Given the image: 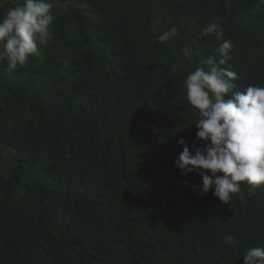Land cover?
<instances>
[{
    "label": "trees",
    "instance_id": "1",
    "mask_svg": "<svg viewBox=\"0 0 264 264\" xmlns=\"http://www.w3.org/2000/svg\"><path fill=\"white\" fill-rule=\"evenodd\" d=\"M261 3L53 0L41 56L0 61V264H244L264 247V185L225 204L176 166L179 139L204 144L185 78L224 40L234 91L264 87Z\"/></svg>",
    "mask_w": 264,
    "mask_h": 264
},
{
    "label": "clouds",
    "instance_id": "2",
    "mask_svg": "<svg viewBox=\"0 0 264 264\" xmlns=\"http://www.w3.org/2000/svg\"><path fill=\"white\" fill-rule=\"evenodd\" d=\"M53 7V0H23L0 17V61H7L9 72L25 66L29 57L41 56L55 20ZM214 32L220 39L217 24L201 29L202 36ZM233 46L224 40L215 55L203 59L185 78L186 100L199 115L194 123L196 136L204 144L190 146L179 139L183 151L176 162L184 175L198 172L202 192L214 188L213 195L225 204L237 194L240 200L246 199L242 184L249 196L264 185V87L249 84L243 91H234L238 74L223 67L231 59ZM224 240L236 243L232 234ZM242 258L244 264H264V247H249Z\"/></svg>",
    "mask_w": 264,
    "mask_h": 264
},
{
    "label": "rangeland",
    "instance_id": "3",
    "mask_svg": "<svg viewBox=\"0 0 264 264\" xmlns=\"http://www.w3.org/2000/svg\"><path fill=\"white\" fill-rule=\"evenodd\" d=\"M262 10H264V0H262L261 7H260V12H262ZM6 156L10 157L8 152L6 153Z\"/></svg>",
    "mask_w": 264,
    "mask_h": 264
}]
</instances>
